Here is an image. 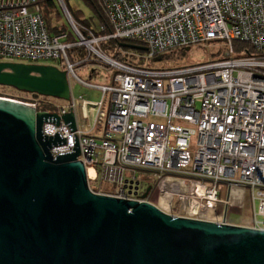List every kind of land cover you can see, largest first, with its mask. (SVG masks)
Segmentation results:
<instances>
[{
    "label": "built area",
    "instance_id": "1",
    "mask_svg": "<svg viewBox=\"0 0 264 264\" xmlns=\"http://www.w3.org/2000/svg\"><path fill=\"white\" fill-rule=\"evenodd\" d=\"M38 2L0 0V61L58 62L68 79L103 93L97 104L81 101L84 109H94L93 125H102L99 137L77 124L70 132L62 120L58 126L44 122L43 135L59 132L66 138L65 144L51 146L53 157L72 151L75 134L77 159L87 182L97 185L96 194L131 199L139 182L135 172L149 170L159 192L176 198L177 206L183 203L187 217L218 223L226 221V214L215 213V208L232 205L225 193L219 197L220 191L249 190L252 228L264 231V0H99L111 32H88L87 37L66 11L77 43H69L65 33L47 32ZM101 29L106 31L104 25ZM109 40L138 42L149 57L206 42L225 45L223 58L210 64L146 70L102 54L99 43ZM234 42L252 51L236 54ZM76 45L113 68L110 85H92L76 76V64L68 57ZM39 102L55 106L56 111H41L58 117L71 109L75 113L73 100ZM164 177L184 181L171 179L161 188ZM103 184L110 188L102 189Z\"/></svg>",
    "mask_w": 264,
    "mask_h": 264
},
{
    "label": "water",
    "instance_id": "2",
    "mask_svg": "<svg viewBox=\"0 0 264 264\" xmlns=\"http://www.w3.org/2000/svg\"><path fill=\"white\" fill-rule=\"evenodd\" d=\"M0 86L71 101L52 65L0 62ZM60 120L75 130L72 109L58 117L0 97V264H264V231L166 214L145 200L152 186L140 201L93 193L75 134L71 152H50L66 138L42 126Z\"/></svg>",
    "mask_w": 264,
    "mask_h": 264
},
{
    "label": "rangeland",
    "instance_id": "3",
    "mask_svg": "<svg viewBox=\"0 0 264 264\" xmlns=\"http://www.w3.org/2000/svg\"><path fill=\"white\" fill-rule=\"evenodd\" d=\"M97 1L98 3H100L99 0ZM56 2H57L60 13L57 15L56 9L51 12L50 14L51 19H49L50 24L48 25L46 24L47 28L51 34L55 33L54 29H58L59 31H62L63 33L67 35L69 34L72 35L75 32H74L72 25L70 24V22L65 16L64 10L62 8L63 7L62 3H60L59 0H56ZM63 2L65 6L68 8V10L73 15L74 13L76 14V11H79L78 13L79 21L86 22V21L91 20L92 22L91 25H93L95 29L99 28L101 24V20L96 15V13L93 11V9L87 5L85 0H63ZM41 6L43 7V4ZM74 17L76 19L75 15ZM120 44H123L124 46L122 47ZM128 45L145 47L141 45L140 43L123 40L121 42H118L117 46L115 43L109 44L108 42H105L104 47L101 48L100 51L105 56L110 57V58L114 57L115 55L114 53H119L118 55L121 56L123 61H126L127 63L137 68H140V69L174 70L177 68L203 66L206 64L213 63L216 60L222 59L225 44L222 41H215V42H209V43L206 42L201 45H194L191 47H187L189 48V50H185V49L177 50L174 53L172 52L176 49H170L167 52L159 53L160 55L154 58H152L153 56L149 57V53L147 51H139V50L130 49L127 47ZM92 58L97 60L96 58L98 57L93 54ZM2 62H21V61L3 60ZM22 63L52 65V66L57 67L60 70L64 69V67L60 65L58 62H52V61H39V62L25 61ZM74 72L76 76L80 78L82 81L87 82L92 85H110L112 82L113 75H114L113 68L111 69L110 67H108L104 63V61L100 60L99 58L96 61V65H86L84 67H78L74 70ZM69 84L71 88V98L73 101L76 102L75 118L77 119V122L80 125L83 132L87 133L89 128L83 123L84 116L85 114L87 115L88 117L87 123L89 125L91 122L94 123V118L96 114H95L94 109H92L91 106H88L86 109H84L81 105L82 102L80 99L82 98L89 105H94L100 102L102 98V92L95 88L86 87L83 84L78 83L74 78L69 79ZM0 97H6V98H11V99L18 98L22 101L29 100V96L27 94H21L12 88L2 87V86L0 87ZM106 98H108V94L106 95ZM57 103L59 102L57 101ZM135 173L137 176V180L140 182V187H139L140 194L134 195V192H132V195L134 197H131V199L139 200L141 199L139 198V196H141L144 190H146L147 188L146 184L151 183V185L153 184L154 186L156 180L153 176L152 171L139 170V171H136ZM171 179H177L179 181H184L183 179H179V178L164 177V180H167V181H170ZM87 183H88L89 189H91V191H93L96 194L98 190V188L96 187L97 185L92 182L91 183L87 182ZM101 188L108 189L110 188V186L108 184H103ZM221 188L222 187L220 186L219 189ZM234 189L237 190L236 194L233 192ZM230 192L234 193L233 195L235 196L236 202L239 203V204H236L237 207H234L233 203L231 206L227 208H224L223 206H218L217 208H215L214 212L222 214V215L226 214L227 221L232 220L235 222L244 223L245 225L252 226L255 220L254 218L255 215H254V207L250 201L249 190L244 191L242 188H233L232 190L227 191V194H230ZM166 197L168 198V204L165 208H162L159 202V198L163 199ZM174 197L176 196H172L171 198H174ZM219 197L221 198V193L219 194ZM227 197L229 198L228 195ZM145 200L154 204L159 209H161L163 212L169 215L196 219V220L210 221V222L212 221V220L187 217L183 213V210H182L181 204L183 203H179V206H177L175 202V200H177L176 198L170 199L169 195L161 194L159 192V187L157 183L153 187L150 195H148V197ZM233 210H236V211H233ZM260 219L261 217H258V220Z\"/></svg>",
    "mask_w": 264,
    "mask_h": 264
},
{
    "label": "trees",
    "instance_id": "4",
    "mask_svg": "<svg viewBox=\"0 0 264 264\" xmlns=\"http://www.w3.org/2000/svg\"><path fill=\"white\" fill-rule=\"evenodd\" d=\"M85 1H86L87 5L90 8H92L93 11L96 13V15L100 18L101 24H100L98 29H95V27H93V25H91L92 24L91 20L86 21V22L79 21L78 20L79 19V17H78L79 11H76V14L74 13V15L76 16V19H77L76 20L74 15L66 7L67 11L70 14V16L74 20V23L77 24V26L81 28V32L84 33L87 37H88V32H92L94 34V36H103V35L109 34L111 32V29H110V27H109V25L107 23V19L105 17V13H104L100 3H98L97 0H85ZM42 4H43V7L41 6ZM40 9H41V15H42V17L44 19L45 25L46 24L47 25L50 24V22H49V19H51L50 14H51V12L53 10L56 9L57 15L60 13L56 0H42L40 2ZM103 25L106 27V31H103L101 29V27ZM54 31H55L54 34H51V33L50 34L51 35H56V34L63 33L62 31H59L58 29H54ZM72 40H74V38L73 39H69V38L67 39V41L69 43L74 42ZM121 41H123V40H109V41H106V42H108L109 44L115 43L116 46H117L118 42H121ZM104 43L105 42H100L99 43V48L100 49L104 47ZM135 43H138V42H135ZM233 45H234V51H235L236 54L241 53L243 50H246L247 52H251L252 51L250 46H248L247 44L241 43V42H234ZM183 49L186 50L185 47L184 48H179V49L174 50L172 53H174L177 50H183ZM114 54L115 55H114L113 58H115L118 61H123L121 56L118 55L119 53H114ZM158 55H160V54H156L152 58H154V57H156ZM68 57H69L71 62L76 64L77 67H83V66H86V65H96V61H97V60L93 59L92 57H89L88 56V52L83 47H77V46H73V47H71L68 50ZM28 64H30V63H28Z\"/></svg>",
    "mask_w": 264,
    "mask_h": 264
},
{
    "label": "bare ground",
    "instance_id": "5",
    "mask_svg": "<svg viewBox=\"0 0 264 264\" xmlns=\"http://www.w3.org/2000/svg\"><path fill=\"white\" fill-rule=\"evenodd\" d=\"M42 0H39V2H38V6H40V2H41ZM61 3H62V5L64 6V3L62 2V0H61ZM71 19H72V17H71ZM73 20V19H72ZM74 22V21H73ZM72 25V24H71ZM77 28H78V30H80L81 31V28L80 27H78L77 26V24H74ZM45 27H46V30H47V32L50 34V32H49V30H48V28H47V26L45 25ZM104 31V30H103ZM61 34H63V33H61ZM51 35V34H50ZM56 35H59V34H56ZM56 35H51V36H56ZM68 36V38L69 39H73L74 38V40H72V41H74L75 43H77V42H79V37L77 36V34L76 33H73L72 35H67ZM77 47H83L86 51H87V49L88 48H86L85 46H83V45H76ZM98 50L100 51V48H98ZM101 52V51H100ZM102 53V52H101ZM103 54V53H102ZM88 56L89 57H92L93 56V54H89L88 53ZM15 91H17V90H15ZM18 93H21V94H27L28 96H29V100L31 101V103H36V105H35V108H37V111H41V110H49V111H56V107L55 106H53V105H50V104H44V103H42V102H39V101H41V100H48V99H51V100H54V101H58L59 103H68V102H64V101H61V100H59V99H56V98H52V97H44V96H40V95H35V94H29V93H23V92H19V91H17ZM12 99H14L15 101H18V102H21V100L20 99H18V98H12ZM74 111V110H73ZM95 117H96V115H95ZM91 171H89V173H90ZM88 173V174H89ZM86 179H87V174H86ZM168 183V181H166L165 182V184H162L161 185V188H163L166 184ZM166 195H169V197H170V194L168 193V194H166ZM159 202H160V204H161V207L162 208H165L166 206H167V204H168V198L166 197V198H163V199H160L159 198ZM209 214H211V213H209Z\"/></svg>",
    "mask_w": 264,
    "mask_h": 264
},
{
    "label": "crops",
    "instance_id": "6",
    "mask_svg": "<svg viewBox=\"0 0 264 264\" xmlns=\"http://www.w3.org/2000/svg\"><path fill=\"white\" fill-rule=\"evenodd\" d=\"M59 2L61 3V0H59ZM63 2V1H62ZM63 6V5H62ZM66 6H65V4H64V6L62 7L63 8V10H64V13H65V16H66V11H67V8H65ZM68 12V11H67ZM69 13V12H68ZM77 67V66H76ZM84 67V66H83ZM78 68V67H77ZM68 78V77H67ZM70 79V78H69ZM69 79H68V81H69ZM96 89V88H95ZM98 90V89H97ZM102 96H103V93H102ZM102 99V98H101ZM71 100H72V98H71ZM81 101H83V99L81 98L80 99ZM85 101V100H84ZM74 102V104H76V102L75 101H73ZM85 116H87L86 114H85ZM87 119V120H86ZM87 121H88V118H85L84 117V119H83V123H84V125H86V126H88V128H89V130H88V132H87V134H92V135H94V136H100L101 135V131H102V125L101 124H96V125H93V123L91 122L89 125H88V123H87ZM76 122H77V119H76ZM77 124V126L81 129V127H80V125L78 124V122L76 123ZM82 130V129H81ZM83 131V130H82ZM233 192L236 194L237 193V190L236 189H234L233 190ZM220 193H221V197H223L224 196V193H225V196H229V199H230V202L231 203H233L234 204V207H237V205L236 204H239V203H237L236 202V199H235V196L233 195L234 193H232V192H230V194H227V192H224V190H221L220 191ZM232 210V209H231ZM233 211H236V210H233ZM227 223H229V224H232V225H239V226H249V225H245L244 223H239V222H235V221H227Z\"/></svg>",
    "mask_w": 264,
    "mask_h": 264
},
{
    "label": "clouds",
    "instance_id": "7",
    "mask_svg": "<svg viewBox=\"0 0 264 264\" xmlns=\"http://www.w3.org/2000/svg\"><path fill=\"white\" fill-rule=\"evenodd\" d=\"M32 64V63H31ZM152 188H153V186H152ZM150 195V194H149ZM185 218V217H184ZM190 219V218H189ZM211 222H213V221H211ZM216 223H218V222H216ZM222 223H226V224H229V223H227V218H226V221L225 222H222ZM220 224V223H219ZM232 225V224H231ZM239 226V225H238ZM245 227H249V228H252V226H245ZM253 229V228H252ZM260 231H262V230H260Z\"/></svg>",
    "mask_w": 264,
    "mask_h": 264
},
{
    "label": "flooded vegetation",
    "instance_id": "8",
    "mask_svg": "<svg viewBox=\"0 0 264 264\" xmlns=\"http://www.w3.org/2000/svg\"><path fill=\"white\" fill-rule=\"evenodd\" d=\"M148 186H152L151 183L146 184V187H148ZM151 191H152V189H151ZM151 191H150V192H151ZM144 192H145V190H144ZM144 192H143V193H144ZM149 194H150V193H149Z\"/></svg>",
    "mask_w": 264,
    "mask_h": 264
}]
</instances>
